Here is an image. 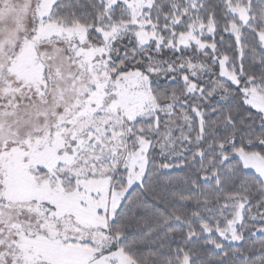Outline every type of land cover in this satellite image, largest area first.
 <instances>
[{
	"label": "snow or ice",
	"instance_id": "obj_1",
	"mask_svg": "<svg viewBox=\"0 0 264 264\" xmlns=\"http://www.w3.org/2000/svg\"><path fill=\"white\" fill-rule=\"evenodd\" d=\"M0 264H264V0H0Z\"/></svg>",
	"mask_w": 264,
	"mask_h": 264
}]
</instances>
